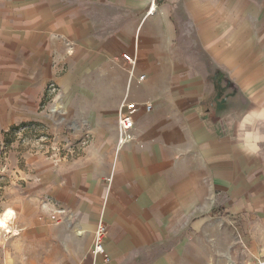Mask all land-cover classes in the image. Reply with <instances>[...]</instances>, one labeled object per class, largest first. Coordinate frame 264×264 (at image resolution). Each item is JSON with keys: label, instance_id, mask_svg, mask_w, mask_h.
I'll return each mask as SVG.
<instances>
[{"label": "crops", "instance_id": "obj_1", "mask_svg": "<svg viewBox=\"0 0 264 264\" xmlns=\"http://www.w3.org/2000/svg\"><path fill=\"white\" fill-rule=\"evenodd\" d=\"M43 2L0 0V57L71 52L86 61L96 76L88 80L93 119L110 120L113 132L80 172L79 202L70 184L64 197L50 186L64 209L53 230L34 195L23 199L31 211L17 214L16 228L10 209L1 214L0 264L263 260L264 0H148L142 15L138 0L126 11L85 0L83 10L70 7L68 32L40 26ZM123 102L137 111L120 144ZM101 222L108 262L91 253Z\"/></svg>", "mask_w": 264, "mask_h": 264}, {"label": "rangeland", "instance_id": "obj_2", "mask_svg": "<svg viewBox=\"0 0 264 264\" xmlns=\"http://www.w3.org/2000/svg\"><path fill=\"white\" fill-rule=\"evenodd\" d=\"M43 1L47 11L40 16V26L68 32L70 7L81 8L85 0ZM97 1L107 10H127V0ZM147 1L138 0L141 15L147 11ZM2 61L0 57V216L10 209V227L16 228L17 214L31 211L23 199L31 201L34 195L42 221L53 230L60 219L51 216L63 208L52 202L50 186L58 183L64 197V184H70L79 202L84 184L80 172L86 161L105 152L101 147L109 142L113 125L108 119H93L96 105L90 103L88 80L96 76L92 73L89 78L87 62L77 61L71 52L7 56ZM48 233L46 251L54 248L53 231ZM10 237L12 244L18 240ZM76 259L73 256L72 262ZM50 262L55 264V257Z\"/></svg>", "mask_w": 264, "mask_h": 264}, {"label": "built area", "instance_id": "obj_3", "mask_svg": "<svg viewBox=\"0 0 264 264\" xmlns=\"http://www.w3.org/2000/svg\"><path fill=\"white\" fill-rule=\"evenodd\" d=\"M121 59L127 63H129L131 66H134L136 61L134 60L133 57L127 54L121 55ZM144 77L140 76L139 80H143ZM146 111H149L150 105L146 104L145 105ZM137 111L136 105L132 102H123L119 106V111L117 115V125H118V143L123 144L127 141H130L131 139V130L134 126L133 120H132V115ZM61 211H58L57 213H54L51 216V220H58L57 215H59ZM106 234V226L103 222L98 223L95 231H94V242H93V247L91 249V253L93 256L96 255H101L104 258L105 262H108V257L105 255V250L103 248V243L102 239ZM254 264H264V259L255 261Z\"/></svg>", "mask_w": 264, "mask_h": 264}, {"label": "bare ground", "instance_id": "obj_4", "mask_svg": "<svg viewBox=\"0 0 264 264\" xmlns=\"http://www.w3.org/2000/svg\"><path fill=\"white\" fill-rule=\"evenodd\" d=\"M7 216V215H6ZM7 218V217H6ZM5 218V219H6ZM0 228L1 229H6L7 228V224H6V222H5V220H4V218L3 219H0Z\"/></svg>", "mask_w": 264, "mask_h": 264}]
</instances>
